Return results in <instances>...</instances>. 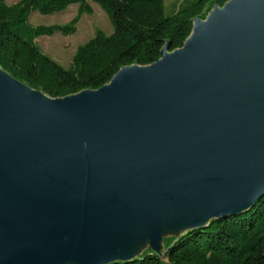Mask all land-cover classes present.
I'll use <instances>...</instances> for the list:
<instances>
[{
  "label": "water",
  "instance_id": "95a60500",
  "mask_svg": "<svg viewBox=\"0 0 264 264\" xmlns=\"http://www.w3.org/2000/svg\"><path fill=\"white\" fill-rule=\"evenodd\" d=\"M263 196L264 0H229L98 90L52 99L0 67L2 264L131 261L162 212L203 228Z\"/></svg>",
  "mask_w": 264,
  "mask_h": 264
},
{
  "label": "trees",
  "instance_id": "16d2710c",
  "mask_svg": "<svg viewBox=\"0 0 264 264\" xmlns=\"http://www.w3.org/2000/svg\"><path fill=\"white\" fill-rule=\"evenodd\" d=\"M229 0H194L166 14L165 0H0V67L17 81L59 99L110 83L124 67L149 66L183 47L194 21ZM90 3L108 15L113 33L96 35L76 50L68 68L44 54L35 40L56 34L72 36ZM79 6L64 25L33 27V13L50 16ZM206 8H208L206 10ZM163 256L148 251L140 257L113 264H264V196L248 211L213 219L205 227L171 238Z\"/></svg>",
  "mask_w": 264,
  "mask_h": 264
},
{
  "label": "rangeland",
  "instance_id": "374dc122",
  "mask_svg": "<svg viewBox=\"0 0 264 264\" xmlns=\"http://www.w3.org/2000/svg\"><path fill=\"white\" fill-rule=\"evenodd\" d=\"M8 5H13L21 0H5ZM194 0H165L166 14L171 15L181 6L189 5ZM93 10L92 14H83L77 25L76 33L72 36H64L56 34L53 37H41L35 40L39 49L49 56L51 59L68 68L72 63L76 50L81 45L92 39L98 31L104 32L106 35L113 33V27L106 12L96 3H90ZM208 8H206L207 10ZM216 9H222L221 6L215 5L208 10L205 18H197L195 21H204ZM79 6H71L61 13L50 16H43L39 13L31 14L29 22L33 27L64 25L69 23L78 14ZM194 21V22H195ZM8 74V73H7ZM13 78V77H12ZM14 79V78H13ZM16 80V79H15ZM37 91V90H36ZM41 92V91H40ZM196 216H191L188 220L183 217H174L172 224H167L162 231L158 240L154 241L150 237L149 228H144L143 236L137 245H126L124 247L123 258H138L148 251L163 256L167 246L170 245L171 238H178L193 229V223ZM213 220V219H211ZM210 220V221H211ZM208 221L207 223H209ZM169 231V232H168Z\"/></svg>",
  "mask_w": 264,
  "mask_h": 264
},
{
  "label": "bare ground",
  "instance_id": "6f19581e",
  "mask_svg": "<svg viewBox=\"0 0 264 264\" xmlns=\"http://www.w3.org/2000/svg\"><path fill=\"white\" fill-rule=\"evenodd\" d=\"M162 213H163L162 214L163 215L162 220H163V226H164L163 228L164 229L167 227V224H169L170 222L172 224V221H173L175 216L177 217V216L181 215L179 213V211H177V210L176 211L165 212V213L162 212ZM182 216L184 217L185 220H188L192 216V214L190 212H188V213H185ZM143 232H144V229L141 230L140 232H138L136 235L130 236L129 239L126 241V243L129 244V245H137L138 242L140 240H142L140 238L143 236ZM140 235H142V236L139 237ZM0 264H2V263L0 262ZM59 264H76V263L71 262V261H67V262H63V263H59Z\"/></svg>",
  "mask_w": 264,
  "mask_h": 264
}]
</instances>
